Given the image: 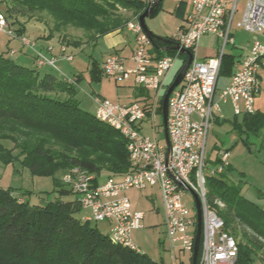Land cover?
Returning <instances> with one entry per match:
<instances>
[{
  "label": "trees",
  "instance_id": "trees-1",
  "mask_svg": "<svg viewBox=\"0 0 264 264\" xmlns=\"http://www.w3.org/2000/svg\"><path fill=\"white\" fill-rule=\"evenodd\" d=\"M1 1L9 18H36L49 38L58 35L62 41L69 25L81 28L93 42L105 34L121 32L146 8L142 0ZM160 5L161 1L150 16ZM17 32L22 33L23 27ZM65 43L80 45L76 40ZM151 43L156 54L176 52L164 49L172 43L171 37L154 35ZM234 58L222 53L218 76L231 75ZM186 60L187 56L182 65ZM78 81L77 75L71 81L50 72L40 74L36 68L0 53V163L19 160L33 174L52 176L60 194L72 191L55 177L57 173L79 168L94 174L98 181L101 172L119 178L132 170L123 136L95 113L80 108L75 97ZM164 93L157 114L161 113ZM242 116L240 129L258 136L264 128V113L255 110ZM216 162L218 158L212 161ZM242 183V173L226 165L220 173L206 178L207 204L216 209L223 230L234 239H246L245 230L264 239V210L242 196ZM76 210H80L76 199L30 204L10 188L0 186V264H161L138 249L113 242L109 234H101L90 222L74 217L72 211ZM235 241L238 255L234 264H243L250 259L251 249Z\"/></svg>",
  "mask_w": 264,
  "mask_h": 264
},
{
  "label": "built area",
  "instance_id": "built-area-1",
  "mask_svg": "<svg viewBox=\"0 0 264 264\" xmlns=\"http://www.w3.org/2000/svg\"><path fill=\"white\" fill-rule=\"evenodd\" d=\"M142 1L147 7L156 0ZM187 2L191 4V9L185 24L172 34L171 44L189 50L193 58L184 72L180 87L174 88L168 98V145L155 136L150 139L144 135L142 124L151 118V127L154 128L163 77L174 66V58L147 50L151 41L135 17L126 24L135 41L134 51L128 58L132 67L124 65V57L110 54L99 64V68L102 74L116 82L132 77L138 87L152 91L153 95L145 98L149 103L143 106L137 101L120 104L93 97L96 118L116 129L125 139L132 170L119 178L108 176L103 182H98L94 174L72 168L61 176V182L76 194L80 208L85 211L82 220L108 221L110 239L133 250L137 248L130 239V233L141 227L143 212L134 210L128 197L122 193L129 188L144 189L157 185L171 250L178 247L180 251L190 252L191 257L197 227L195 194L200 202L202 218L200 253L197 254L196 264H234L238 255L237 243L223 230V220L206 201V178L220 173L229 164L227 153L216 157L218 162L205 173L206 141L213 113L220 110L219 101L230 102L235 116L255 112L253 104L254 95L259 90L258 70L264 66V41L259 38L264 37V0L245 1L238 26L253 34V38L240 67L232 73L229 83L216 100L223 49L218 56L202 60L196 58L195 51L201 35L206 33L221 37L223 47L232 42L230 26L237 0H179L180 4ZM7 25L5 16L0 13V30L11 35ZM21 41L33 46L25 37H21ZM59 52L64 58L71 59L65 45H60ZM55 60V57L48 58L40 51L35 56L38 66L46 64L56 69ZM66 79L74 81L73 78ZM186 192L193 197L192 208L183 199ZM216 204L222 206L220 201ZM173 264H176L175 256Z\"/></svg>",
  "mask_w": 264,
  "mask_h": 264
},
{
  "label": "rangeland",
  "instance_id": "rangeland-1",
  "mask_svg": "<svg viewBox=\"0 0 264 264\" xmlns=\"http://www.w3.org/2000/svg\"><path fill=\"white\" fill-rule=\"evenodd\" d=\"M245 1L237 0L238 11L234 16L231 29L232 34L230 35L234 38V43L228 42L223 47V39L221 37L212 33L203 34L196 47V58L202 60L206 57L217 56L222 49L224 53L233 54L235 57H240L246 52L253 34L243 28L235 27L239 19V12H242L244 9ZM178 6L179 0H162L156 12L152 16L145 18V24L153 35L157 37H170L176 32L177 28L183 23ZM187 9L188 4L185 7V10ZM0 13L5 16L7 24L13 26V29L16 30L23 26L24 37L31 42H35L39 38L38 36L43 35L44 32L46 33L45 26L40 21H37L36 18L25 19L17 16V21H14V17L9 18L7 6L1 0ZM126 15L130 16L129 13H126ZM42 18H45V16H42ZM63 33L66 37L63 41L60 39L61 36L58 37L56 35L57 41L53 38L52 42L48 44L51 53L54 55L53 57L56 58V69L51 66L46 68L47 65L45 64L46 66H40L41 69H38V71L40 74L49 71L58 78H63V76H79L75 97L81 109L92 114L95 113L93 97H99L112 103L125 104L137 101L142 106L147 104L148 99L145 100L143 97L134 98L133 91L135 86L132 77L119 83L97 70L100 62L112 52L117 50L119 54L124 56L129 47L134 45V35L126 27L121 32L105 34L94 42L90 41L85 31L75 26H67ZM8 36L10 35L8 34ZM259 38L264 41L261 37ZM10 39L13 41L11 42V46H15L17 41L13 40V36H10ZM75 40L79 41V46L66 45L65 43L66 41ZM61 44L65 45L66 53L71 56V59L68 60L60 55L59 48ZM117 44L118 47L115 48ZM5 49H3V54L10 57L8 50ZM147 50L152 54L154 53L155 49L152 43L147 46ZM42 53L48 58L51 57L45 52ZM170 56L174 58L173 73H175L180 68L186 55L176 51L175 53H171ZM13 59L17 63L22 64L19 59ZM258 75L260 89L254 95L253 106L254 110L264 113V66L259 68ZM171 80L172 77L170 76L168 83ZM227 84L228 75L221 74L217 82L215 100ZM180 85L181 83L175 87V90ZM164 90H162L161 95ZM149 92L153 95L152 91ZM158 105L159 102H157ZM219 106L220 110L213 113L211 128L207 136V162L204 172L207 173L209 169L213 168L214 163L212 161L216 157H219L222 153H227L228 162L234 168V171L242 173V196L264 210V128L258 136L248 135L240 129L243 116L238 115L235 117L229 102L224 103L219 101ZM154 119L153 129L151 127V118L143 122L144 135L150 139H153L155 136L158 141L164 142V127L161 113L156 114ZM62 175L57 173L55 177L61 181ZM99 177L98 182H103L106 175L101 172V176ZM0 186L5 189L10 188L15 196L26 199L30 204L40 205L59 198L68 202L76 199V202L80 206L76 194L73 192L60 194L54 185L52 176L33 174L19 160L0 163ZM122 194L128 197L134 210L143 212L141 227L133 229L130 233V239L138 251L161 264H173V256H175L177 264H191L190 252L180 251L178 247L173 251L171 250L165 232L162 198L158 186H146L144 189L129 188ZM183 199L192 208L193 197L191 194L186 192ZM72 212L73 216L77 219L85 214V211L81 208ZM90 225L95 227L101 234L108 235L109 233L110 223L106 220L98 222L90 221ZM245 233L248 238H246L247 240L240 239L239 236L235 237L237 241L247 244L251 249L248 253L250 259L244 261L243 264H264V239L256 236L250 230H245Z\"/></svg>",
  "mask_w": 264,
  "mask_h": 264
},
{
  "label": "crops",
  "instance_id": "crops-1",
  "mask_svg": "<svg viewBox=\"0 0 264 264\" xmlns=\"http://www.w3.org/2000/svg\"><path fill=\"white\" fill-rule=\"evenodd\" d=\"M162 1V0H161ZM188 4V9L185 10V7L186 5ZM179 5H181L179 3ZM182 6V7H181ZM180 6V11H181V17L183 19V23L181 25H184L185 24V18H186V15L187 13L190 11L191 9V4L189 2L187 3H183L182 5ZM244 10V9H243ZM237 5H236V10L234 12V15L232 17V20H231V26H230V30L232 29V24H233V19H234V16L236 15V12H237ZM242 14H243V11L242 12H239V19L238 21L236 22L235 24V27H239L238 26V22L240 21L241 17H242ZM180 25V26H181ZM23 27V26H22ZM7 28L9 31H11V35L10 36H13V40L14 41H17V44H15V46H11V39H10V36H8V32L7 31H1L0 30V53H3V49H6L5 50H8V55H10V57H13L15 59H19L21 62H22V65H25V66H29V67H34L36 68L37 70L38 69H41V67L43 66H38L36 61H35V56H36V53L37 52H45L47 55H50V56H54L52 53H51V50H49L48 48H50L48 46V44H50L52 42V39L54 38L56 41H57V37H51L49 38L47 36V34L44 32L43 35H40L38 36L39 38L35 41V42H32L33 43V46L31 45H26L24 43H22L21 41V37H24V31L22 33H18L17 30L18 29H13V26L11 25H7ZM21 28V27H20ZM241 28V27H239ZM15 30V31H14ZM24 30V29H23ZM112 33H118V31H115V32H112ZM232 34V32H231ZM171 37V36H170ZM232 38V37H231ZM262 39H264V37H261ZM230 43H234V38H232V42ZM250 41H249V46H250ZM60 44V43H59ZM119 44V43H118ZM118 44L115 46L118 47ZM123 44V43H122ZM134 45L129 47V50L127 51V53L123 56L121 54H119V52H117V50H115L114 52H112L111 54H117L119 56H122L125 58V62H124V65L126 66L127 65V68H131L132 67V63L128 60V58L131 56L132 52L134 51V48H135V41L133 43ZM125 45V44H124ZM249 46L246 50V52L244 54H242L240 57H235L233 54H229V55H233L235 58H234V63H233V66H232V73L234 71H236L239 67H240V62H241V59L247 54L248 52V49H249ZM114 48V49H115ZM60 49V48H59ZM119 49V48H118ZM219 55V54H218ZM217 55V56H218ZM207 58V57H206ZM101 63V62H100ZM29 64V65H27ZM46 66V65H44ZM48 67V65L46 66V68ZM174 67V66H173ZM173 67L172 69H170L163 77V86H162V90L165 89L167 87V85H169L171 83V81L173 80L176 72L173 73ZM181 67V66H180ZM99 68V67H98ZM100 69V68H99ZM49 72V71H47ZM231 73V75H232ZM231 75H228V83L230 81V76ZM172 77V80L168 83V78L169 77ZM65 78V76H63ZM259 77V75H258ZM66 78H75V77H66ZM219 78V76H218ZM133 81V79H132ZM217 82H218V79H217ZM134 83V82H133ZM168 83V84H167ZM167 84V85H166ZM134 86H135V89L133 91V96L134 98L137 99V97H143V98H147L149 96H151L150 94V90L147 91L143 88H140L138 87L135 83H134ZM216 87H217V84H216ZM259 89H260V84H259ZM161 90V92H162ZM164 93V92H163ZM161 94H160V98H161ZM159 98V99H160ZM158 99V101H159ZM157 101V102H158ZM226 103V102H225ZM230 103V102H229ZM231 105V103H230ZM232 107V105H231ZM235 116V115H234ZM237 117V116H235ZM106 178V177H105ZM177 264V262H176Z\"/></svg>",
  "mask_w": 264,
  "mask_h": 264
},
{
  "label": "water",
  "instance_id": "water-1",
  "mask_svg": "<svg viewBox=\"0 0 264 264\" xmlns=\"http://www.w3.org/2000/svg\"><path fill=\"white\" fill-rule=\"evenodd\" d=\"M161 0H156L153 5H149L145 8V10L138 16V21L139 24L144 31V33L147 35L149 40L152 42L153 40V34L152 32L147 28L145 24V18L147 16H150L152 14L154 6H156ZM165 50H174L179 53L185 54L187 56V60L184 62L183 65L178 69L176 75L174 76L173 80L169 84L168 88L166 89L163 97H162V104H161V117H162V124L164 127V141L168 145V135L166 131V118H167V102L170 93L173 91V89L180 84V82L183 79L184 72L190 63V61L193 58L192 53L185 49L180 47L178 44H170L167 47L164 48ZM195 198V207H196V219H197V227H196V234H195V241H194V248H193V253L191 257V264H196L197 262V254H198V249H199V241H200V233H201V223H202V218H201V208H200V202L197 196L194 194L193 195Z\"/></svg>",
  "mask_w": 264,
  "mask_h": 264
}]
</instances>
